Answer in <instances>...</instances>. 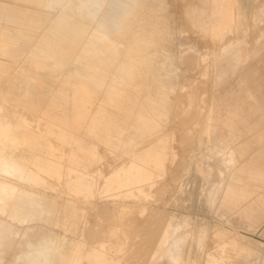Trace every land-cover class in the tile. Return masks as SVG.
<instances>
[{"label":"rangeland","instance_id":"obj_1","mask_svg":"<svg viewBox=\"0 0 264 264\" xmlns=\"http://www.w3.org/2000/svg\"><path fill=\"white\" fill-rule=\"evenodd\" d=\"M0 4L3 154L26 175L0 171V264H264L214 141L217 115L264 124V0Z\"/></svg>","mask_w":264,"mask_h":264},{"label":"crops","instance_id":"obj_2","mask_svg":"<svg viewBox=\"0 0 264 264\" xmlns=\"http://www.w3.org/2000/svg\"><path fill=\"white\" fill-rule=\"evenodd\" d=\"M0 6L6 7L1 4ZM1 7L0 32H14L15 29H4L7 26L4 20L10 21L7 19L10 17L8 15L10 10L3 11ZM243 57L239 61L232 59L229 62L232 69L241 62ZM215 121L217 130H219L220 123L226 128L218 133L221 135H218L214 141L229 146L234 152L235 163L237 160L240 162L239 166L235 165L231 183L224 191L222 206L226 211L235 213L241 221L257 230L264 222V124L260 122L252 127L245 125L242 128L239 125L243 122L239 121L237 112L228 113L224 120L217 115Z\"/></svg>","mask_w":264,"mask_h":264},{"label":"bare ground","instance_id":"obj_3","mask_svg":"<svg viewBox=\"0 0 264 264\" xmlns=\"http://www.w3.org/2000/svg\"><path fill=\"white\" fill-rule=\"evenodd\" d=\"M183 4V3H182ZM202 35V34H201ZM190 37V36H189ZM135 67V66H134ZM126 70V69H125ZM108 72V71H107ZM97 73V72H96ZM109 74H111V73H109ZM117 77V76H116ZM107 81V80H106ZM136 86V85H135ZM134 87V86H133ZM182 96V95H181ZM190 98V97H189ZM4 101V100H3ZM5 101H7V100H5ZM185 102V101H184ZM189 110V109H188ZM204 113V112H203ZM179 115V114H178ZM196 119V118H195ZM205 119V118H204ZM8 131H9V129L7 128V127H3L2 125H0V171H2V172H4V173H6V174H12V173H17V174H19L20 176H26L25 174H24V171H22V169H21V166H20V164H18L17 162H13V165L12 166H10L9 165V161H8V158L3 154L4 153V151H3V141L4 140H6L7 139V137H8ZM21 156V155H20ZM17 157V156H16ZM23 157V156H22ZM19 158V157H18ZM142 161H147V159L146 158H142ZM49 168H43L42 169V171H44V172H46L47 174H49V173H52V169L54 168L51 164L48 166ZM50 168H52V169H50ZM36 174V173H35ZM75 179H76V177H75ZM77 180V179H76ZM264 184V183H263ZM14 190H15V188L14 187H12V186H10V185H8L7 183H1L0 182V213L3 211L2 210V202H3V204L4 205H6V201H7V198L8 199H11L12 197H13V193L12 192H14ZM44 198H40L39 200H38V204H37V206H39V208H40V212L42 213L43 211H44V205H43V200ZM44 202H46V201H44ZM33 205V204H32ZM68 211V210H67ZM46 213V212H45ZM69 215V214H68ZM112 215V214H111ZM100 216V215H99ZM112 217H113V215H112ZM41 218V217H40ZM130 218V217H129ZM131 219V218H130ZM133 220H134V218H133ZM126 222H127V220H126ZM10 229H7V228H5L2 224H1V222H0V247L2 246V239H3V236L6 234V233H8V234H10ZM217 237H218V239H220L219 238V235H216ZM131 240V239H130ZM101 241V240H100ZM154 241V240H153ZM221 242L220 243H222L223 245H222V247H221V249H224L223 251L224 252H226V253H228V255L230 256V254H229V252H230V250H231V252H233L234 251V253L235 252H237V254L238 255H245V252H244V249H241L238 245H234V246H232V245H230V246H228V244H224V243H226L223 239H222V237H221V240H220ZM219 244V243H218ZM152 245V244H151ZM152 248V247H151ZM228 248V249H227ZM229 251V252H228ZM151 253V252H150ZM143 254V253H142ZM233 254V253H232ZM231 254V255H232ZM236 254V253H235ZM234 254V255H235ZM248 256V254H246V257ZM225 257H226V255H225ZM232 257V256H231ZM230 257H228L227 256V259H229ZM99 257L98 256H96V258H94V262H93V264H97L98 263V261H99ZM245 260L247 259H249L248 257L247 258H244ZM49 260V259H48ZM47 260V261H48ZM246 260V261H247ZM250 260V259H249ZM221 261H225L224 260V255L222 254V255H220V257H219V261L218 262H221ZM48 263V262H47ZM51 263V262H50ZM147 263V262H146ZM46 264V263H45Z\"/></svg>","mask_w":264,"mask_h":264}]
</instances>
